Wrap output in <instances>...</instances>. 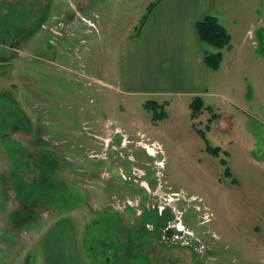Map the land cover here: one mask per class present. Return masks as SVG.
Instances as JSON below:
<instances>
[{
    "label": "rangeland",
    "instance_id": "374dc122",
    "mask_svg": "<svg viewBox=\"0 0 264 264\" xmlns=\"http://www.w3.org/2000/svg\"><path fill=\"white\" fill-rule=\"evenodd\" d=\"M156 1H43L47 15L15 18L0 2V264H44L61 221L85 264H264V0L229 1L234 57L204 101L217 117L190 116L218 156L167 100L154 120L121 93V46Z\"/></svg>",
    "mask_w": 264,
    "mask_h": 264
},
{
    "label": "crops",
    "instance_id": "0c3cea01",
    "mask_svg": "<svg viewBox=\"0 0 264 264\" xmlns=\"http://www.w3.org/2000/svg\"><path fill=\"white\" fill-rule=\"evenodd\" d=\"M1 1L16 3L8 16L15 18L24 15V11L31 15L33 9L35 16L43 17L51 11L49 8L44 14L43 1L55 3L59 0ZM229 1L159 0L142 26L141 33L128 37L121 46V93L144 99L145 102L167 100L176 117L180 118L178 125L195 133L190 118L192 100L202 97L205 101L212 96L217 73L225 69L227 62L231 65L234 57L231 44L230 49L224 50L220 70L208 69L204 62V45L197 32V23L213 15L224 25L226 19L222 17L226 18L227 11L232 7ZM54 10L52 5L51 13ZM23 31L20 27L17 32ZM247 39L245 36V43ZM40 243L41 249L38 252L44 264H85L79 248L78 231L72 221H61L49 227ZM37 255L34 258L35 264H41Z\"/></svg>",
    "mask_w": 264,
    "mask_h": 264
},
{
    "label": "trees",
    "instance_id": "16d2710c",
    "mask_svg": "<svg viewBox=\"0 0 264 264\" xmlns=\"http://www.w3.org/2000/svg\"><path fill=\"white\" fill-rule=\"evenodd\" d=\"M159 0L154 2L149 8L148 12L145 16L144 23L146 19L148 18L149 14L153 11L155 6L158 4ZM142 24V26L144 25ZM142 28V27H141ZM197 32L200 37V40L202 44L204 45V62L208 69L212 71H218L222 65L223 58H224V50L230 49L232 44V36L228 29L222 25L219 20L213 16L208 15L204 17L201 21L197 23ZM140 32L137 33L139 35ZM165 105L166 103H161L156 100H149L146 101L144 104L145 108L155 112L154 120H160L167 118V113L165 111ZM191 107V117L192 119L197 118L201 114L204 113V110L210 111L212 114V118H210L209 124H212L214 119L217 117V115L214 113V110L211 107H207L205 105V102L202 97H196L192 100V103L190 105ZM196 132L199 134V136L206 141L207 143V152L218 156L219 151L221 150L218 147H211L208 143L206 134L200 130L197 126H194ZM209 129V127H207ZM226 153V151H223ZM222 163L224 165H227L226 160H222ZM226 174L228 176H232L229 168H226Z\"/></svg>",
    "mask_w": 264,
    "mask_h": 264
},
{
    "label": "flooded vegetation",
    "instance_id": "af4514ba",
    "mask_svg": "<svg viewBox=\"0 0 264 264\" xmlns=\"http://www.w3.org/2000/svg\"><path fill=\"white\" fill-rule=\"evenodd\" d=\"M41 28L43 29V28H45V26H44V24H42L41 25ZM149 183V182H148ZM145 190V189H144ZM174 209V208H173ZM177 215V214H176ZM178 216V215H177ZM176 218H178V217H176ZM176 220H178V219H176ZM183 225V224H182ZM181 224H180V221L178 222V224L177 225H175V229L177 230V231H179L180 233H182L183 231H184V228H183V226H182ZM103 245H104V243H102ZM185 244V243H184ZM201 264H204V263H201Z\"/></svg>",
    "mask_w": 264,
    "mask_h": 264
}]
</instances>
